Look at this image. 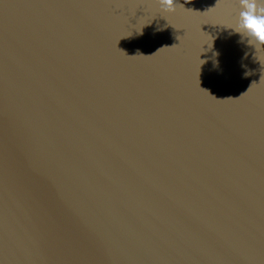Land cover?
I'll list each match as a JSON object with an SVG mask.
<instances>
[{
    "label": "water",
    "instance_id": "1",
    "mask_svg": "<svg viewBox=\"0 0 264 264\" xmlns=\"http://www.w3.org/2000/svg\"><path fill=\"white\" fill-rule=\"evenodd\" d=\"M174 6L0 0V264H264V48Z\"/></svg>",
    "mask_w": 264,
    "mask_h": 264
},
{
    "label": "clouds",
    "instance_id": "2",
    "mask_svg": "<svg viewBox=\"0 0 264 264\" xmlns=\"http://www.w3.org/2000/svg\"><path fill=\"white\" fill-rule=\"evenodd\" d=\"M165 12H175L174 0H155ZM187 3V2H185ZM241 11L235 24V33H239L241 41L247 39V43L255 49L264 48V0H239ZM184 8L183 5H179ZM157 28L156 31H161ZM218 53H214L216 57ZM205 62V61H204ZM218 66V61L213 60V67ZM245 76L251 73L245 71Z\"/></svg>",
    "mask_w": 264,
    "mask_h": 264
}]
</instances>
